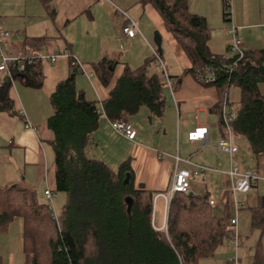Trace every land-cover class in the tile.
I'll return each instance as SVG.
<instances>
[{
	"label": "trees",
	"instance_id": "1",
	"mask_svg": "<svg viewBox=\"0 0 264 264\" xmlns=\"http://www.w3.org/2000/svg\"><path fill=\"white\" fill-rule=\"evenodd\" d=\"M49 1L41 0L46 8ZM144 2L160 13L167 31L186 53L191 64L186 73L200 85L218 91L210 112L220 115L222 136L226 133L223 107L235 105L233 135L244 137L255 157L264 155V96L259 88L264 84V48H244L242 57L233 54L229 59L228 55L214 54L210 48L212 30L206 18L190 12L187 0ZM222 2L224 19L229 21L231 0ZM50 14L54 16L55 10ZM49 47L50 38L25 40L27 54L9 65L0 86V111L18 115L9 95L15 81L32 89L42 88V65L48 61H41L38 55L43 50L51 53ZM67 55L71 72L50 97L53 113L45 123L54 153L55 192L65 193L66 201L58 215L53 204L38 202L35 191L17 184L0 187V233H8L12 223L21 219L25 264H201L213 258L229 241L228 226L235 218L230 201L217 207L210 205V195L178 193L170 202L166 228L158 230L153 224L156 193L134 187L130 160L114 171L86 153L102 116L109 121H125L145 108L149 118H162L167 106L166 79L150 75L149 62L138 69L127 66L100 109L77 88L79 68L74 56L70 52ZM27 58H32L31 63ZM115 66L112 60L93 65L104 86L112 81ZM208 70L215 74L213 81ZM233 87L241 92L237 103L230 102ZM128 173L132 182L125 187ZM127 197L133 199L131 208ZM247 209L252 214V229L264 232V196H258L256 204ZM254 261L264 264L261 243L255 249Z\"/></svg>",
	"mask_w": 264,
	"mask_h": 264
},
{
	"label": "crops",
	"instance_id": "2",
	"mask_svg": "<svg viewBox=\"0 0 264 264\" xmlns=\"http://www.w3.org/2000/svg\"><path fill=\"white\" fill-rule=\"evenodd\" d=\"M144 1L50 0L46 8L41 0H0V29L12 34L6 43V54L9 57L24 56L27 54L25 40L41 37L50 38V54H59L56 63L46 62L42 65L44 81L41 89L26 87L20 81H15L12 85L9 95L18 115L13 116L9 112L0 111V164H17L20 170L19 163H15L12 158L13 150L25 148L19 143L24 144L27 140L33 139L32 134L30 136L26 132L30 130L28 127L33 128L35 134L36 129L42 128L52 115L50 97L59 82L67 79L71 72L68 52L80 65L76 75L77 88L84 93L88 101L96 103L100 109L127 66L138 69L149 62L148 73L167 81L165 89L167 106L162 118H149V111L145 108L138 115L126 118L125 121L137 131L136 139L129 140L114 131L110 121L102 116L100 129L91 136L86 150L88 157L102 160L109 167L117 164L119 160L122 162L130 160L136 189L152 191L156 193L155 196L167 192L173 182L175 156L191 160L181 156V140L199 152L205 149H202L199 143L189 141V135L197 128H207L209 148L217 150V146L215 149L211 142L222 137L221 117L219 114L211 113L210 108L218 100V91L214 87L200 85L186 73L191 66L186 53L174 36L167 31L160 13L152 4ZM187 5L191 13L206 18L212 30L210 48L214 54H227L232 43V40L223 34L220 37L225 38V43L218 46L214 38L213 31L218 28L224 29V24H227L225 29L233 26L237 28L246 50L264 48V0H231L232 16L229 21L224 19L222 0H187ZM51 9L55 10L54 16L50 14ZM129 21H133L138 28L134 38L123 33V28ZM157 34L161 38V52L158 51L155 41ZM214 47L218 51H214ZM103 60L116 62L114 77L109 86L101 83L93 69L95 63ZM5 79L6 74L3 76L0 72V86ZM259 88L264 96V84ZM240 99L241 93L239 101ZM22 122L25 124L24 128ZM159 126L156 132L155 127ZM233 143L239 150L238 144H243L241 136L234 135ZM248 146L250 148L249 144ZM6 151L9 157H6ZM192 163L207 168L205 165ZM219 164L220 162L217 164V170L228 169V163L221 166ZM239 166L242 170L258 171L260 180L264 181V155L255 157L250 168ZM192 168L189 169L194 171ZM217 170L214 171L215 174ZM214 177L219 197L218 199L215 195L210 197L217 201V207H221L225 202L221 191L230 185V181L219 173ZM15 178L26 180L20 174ZM13 184L22 186L18 181ZM198 188L192 184L190 193L197 194ZM46 191L44 196L49 200L45 195ZM257 198L258 196L252 194L247 199V206H254ZM164 207L165 204L163 209ZM237 215L235 214L236 218ZM153 224L158 230L164 229L162 221L159 225L153 218ZM12 246L11 251H14L15 247L19 248V241ZM228 258L227 251L220 250L213 258L205 259L201 264H227Z\"/></svg>",
	"mask_w": 264,
	"mask_h": 264
},
{
	"label": "rangeland",
	"instance_id": "3",
	"mask_svg": "<svg viewBox=\"0 0 264 264\" xmlns=\"http://www.w3.org/2000/svg\"><path fill=\"white\" fill-rule=\"evenodd\" d=\"M227 24H224L223 28H218L213 31L214 38L218 43V46L221 44L224 45L225 38L220 37L224 34V36H227L229 39H233L232 36L228 34V30L231 28H226L225 26ZM226 34V35H225ZM218 37V38H216ZM222 41V42H221ZM214 51H218L215 47L213 48ZM228 52L225 55H229ZM3 76L5 73H1ZM240 90L236 87L231 88L229 98L230 102L233 101H239L240 98ZM235 107V105L233 106ZM24 123L22 122V126L24 128ZM28 127V126H27ZM30 130L26 131L28 134L33 136V141L27 140V143H19L20 145L24 146L25 148H17L14 149V153L12 158H14L15 163H19L20 170H18L17 164H7V163H1L0 164V185H6L8 183H16L18 181L19 184L22 185V187H25L27 189H30L32 191H35L36 197L38 199V202L40 203H50L53 204V208L55 209V212L60 215V212L62 210V207L66 201V194L62 192H55V179H53V162H54V153L52 150L51 145L49 144L50 135L46 131L45 125L39 129H36L35 134L33 133V128L28 127ZM160 128L155 127L156 132ZM158 134V133H157ZM221 138V137H220ZM243 140V144H238L239 146V155L237 157H234V163L239 164L245 168H250V164L254 162V155L251 151V149L248 146V141L241 137ZM220 139L216 138L213 139L211 143L212 145L218 146ZM176 144V142H175ZM175 152L177 148V144L174 145ZM181 156L183 158H191V161L197 164H202L207 166L209 169L205 173H200L198 176L192 178V184L194 187H199L197 194H206L210 196H216L218 199L219 197V190L217 188L216 179L214 176H217V173L215 174L214 171L218 168V163L222 160H225L228 158L227 155L220 153L217 150H214L213 147L211 148H205L202 151H197L195 148L190 146L188 143H186L183 139L181 140ZM6 157H9V154L7 151L5 152ZM4 156V154H3ZM225 156V157H224ZM119 160L117 164L111 165V168L114 171H118V168L120 167V164L127 161L123 160V162ZM26 163V165H25ZM48 164V165H47ZM189 168H192L191 166H188ZM215 168L216 170H212ZM227 168V167H226ZM224 167V169H226ZM193 169V168H192ZM21 175V177L26 178L25 181H22L21 178H15L18 175ZM222 175L221 173H219ZM49 190L53 192V198L50 201L46 200V197L44 196V191ZM257 191H255L253 194L254 196H264V181L259 180ZM160 194H157L154 197V221L155 223L160 225V222H163L164 225V209L163 205L166 203L163 196H159ZM63 200V201H62ZM156 202V207H155ZM234 208L231 206V214L233 217H235ZM237 221H238V235L241 240V246L239 248L238 254H239V260L237 264H255L254 262V256H255V249L259 243L264 245V232L261 230H253L251 227V212L248 209H242L239 211L237 215ZM22 221L21 219H16L10 228V231L8 233H0V257L2 259V264H25V255L23 252V246H22ZM19 234V236H17ZM18 238V240L16 239ZM19 241V248L15 247L14 251L12 250V245H16ZM18 249V250H17ZM225 250L227 251V254H229L228 261H230L232 257V252L229 247V241L224 244L223 247H221L218 251ZM217 251V252H218ZM217 254V253H216ZM205 262V261H203Z\"/></svg>",
	"mask_w": 264,
	"mask_h": 264
},
{
	"label": "built area",
	"instance_id": "4",
	"mask_svg": "<svg viewBox=\"0 0 264 264\" xmlns=\"http://www.w3.org/2000/svg\"><path fill=\"white\" fill-rule=\"evenodd\" d=\"M138 30L136 24L133 21H129L128 25L123 28V33L130 37L134 38L136 36V31ZM228 34L233 37L232 43L230 45V54L226 56V58H231L233 54H237L240 57L243 56L244 43L242 39L238 35L237 28L234 26L231 27L228 31ZM12 37V34L6 30L0 29V72L8 74V67L11 63L16 62L20 59L9 57L6 54V43ZM38 58L41 61H48L50 63H56L59 54H50L46 50H43L41 54L38 55ZM32 58H27V60L31 63ZM78 67L80 65L77 61L75 63ZM25 69L24 65H21L20 71ZM210 73L211 81L215 76L214 72L208 70ZM171 85L170 82H168ZM237 118V111L233 106L224 105L222 110V120L226 127L225 136L220 138L219 144L217 146V151L223 153L228 156L226 162L228 163L227 170H217V172L226 176L230 185L225 186L221 191V196L225 201H230L232 204L235 214L237 215L239 211L242 209H247V199L256 191L258 182L260 180V175L258 171L255 170H242L241 167L234 163V157L238 155L239 150L233 143V132L231 129L232 122ZM111 127L114 131H116L121 136L129 139L135 140L137 136V131L129 124L127 121H110ZM207 128H197L194 132L189 135V141L191 143H199L201 148L210 147V144L206 138ZM225 163V160H222L219 164L221 166ZM184 165H188L194 168V171H191L189 167ZM209 169L206 167L195 165L191 162V160L186 159L183 160L179 155L175 156V163L173 169V182L170 189L160 194L159 196H163L165 200V219H164V228L167 225V216L169 205L173 197L178 193H189L192 187V177L195 175H199L200 173H205ZM45 195L48 199H52L53 194L51 191L47 190ZM210 205L217 206L218 203L215 199H210ZM230 231L229 237V246L233 253L231 257L230 264H237L238 262V251L240 247V237L238 235V221L237 218H233L231 220L230 225L228 226Z\"/></svg>",
	"mask_w": 264,
	"mask_h": 264
},
{
	"label": "water",
	"instance_id": "5",
	"mask_svg": "<svg viewBox=\"0 0 264 264\" xmlns=\"http://www.w3.org/2000/svg\"><path fill=\"white\" fill-rule=\"evenodd\" d=\"M155 41H156V45H157V47H158V51L161 52V38H160V36H159L158 34L156 35V40H155ZM131 182H132V176H131L130 173H128V174H126V176H125V179H124V181H123V185H124L125 187H129L130 184H131ZM189 195L191 196L192 193H189ZM126 202L128 203L129 208H131L132 203H133V199H132L131 197H127V198H126Z\"/></svg>",
	"mask_w": 264,
	"mask_h": 264
}]
</instances>
